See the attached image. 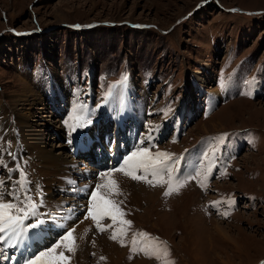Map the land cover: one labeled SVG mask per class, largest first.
<instances>
[{"label":"rangeland","instance_id":"374dc122","mask_svg":"<svg viewBox=\"0 0 264 264\" xmlns=\"http://www.w3.org/2000/svg\"><path fill=\"white\" fill-rule=\"evenodd\" d=\"M26 71H31L32 77L37 76L40 82L36 83L34 77L33 81L30 80L29 75L24 74ZM146 71L159 80L153 84L154 88L157 86L159 89L165 84V98L170 101L172 111L183 97L187 96L189 103L194 101L189 92L192 85L199 82L206 87H215L213 79L218 73L222 80L221 87L230 93L215 108L204 110L203 102L197 103L199 113L195 117L193 109H189L187 114L193 119L186 133L180 139L164 143L167 150L175 153L186 151L204 135L221 138L226 133L227 136L223 138L234 134L241 137L245 132L252 136L250 140L254 147L228 158L223 149L208 144V160H204L202 164L212 167L211 171L188 166L176 175L175 164H169L175 178L173 187L176 179L183 184L170 195L164 194L168 190L166 172L162 176L164 182H156L155 186L147 187L145 180L132 179L140 191L143 188V192L140 205L133 207L132 215L136 217L130 220L132 223L122 225L118 221L121 228L126 230L125 234L118 233L116 240L110 239L111 235L107 231L102 232V236L101 233L94 234L93 237L101 236L105 246L92 252L82 249L88 248L89 244L79 246L82 248H77L74 252L66 250L69 259L61 264H166L169 261L171 264H262L264 0H0V113L6 114V119L18 107L31 116V105L24 99L28 98L29 88L33 89L32 92L39 91L36 94L43 98L45 114L54 122L44 132L50 138L54 134L52 130H57L54 126L59 127L61 124L56 104L52 105L50 101V85L65 89L62 84H70L67 88L66 105L76 91L74 85L79 83L83 86L86 79L83 78L84 73L92 79L94 91L96 84H99V74L100 84L103 85L98 93V99L101 100L107 93L108 86L125 77L130 78L131 74L136 77L144 76ZM39 73L53 74L55 78L51 80L49 75L43 77ZM140 81L142 82L141 78ZM122 85H125L126 97L134 103L136 109V117L133 115L132 119L144 117L146 136V132L156 129L154 95L151 91L146 93L148 95L142 105L144 97L131 98L129 95L131 86L136 85ZM144 92L143 89V96ZM194 92L196 94L199 91L196 89ZM117 93L118 91L113 94L116 96ZM47 101L51 106L49 108ZM144 106L147 108L146 117ZM78 111L80 108H77ZM103 111L107 113V110ZM37 114H33L32 119L43 122ZM116 118L118 123L119 116ZM140 127H143L142 124ZM3 131L5 133L0 132V160L13 164L10 156L7 159L3 157L7 148L5 139L12 138L13 143L19 144L21 150L22 132L18 137L13 135V130L5 131L3 127ZM90 133L81 140H90ZM62 137L56 133V137L47 142L50 145L53 140L54 143L61 142L65 147L63 150L68 154L67 144ZM148 137L156 141L152 132ZM105 138L108 140V135ZM148 140L145 139L146 142ZM26 152L20 155V162L26 156L29 157L28 160H32L27 149ZM81 160L74 157V164L71 165V168L74 165L73 175L83 164L80 163ZM227 162L229 167L221 172ZM30 168L36 177L38 174L35 167L30 165ZM88 171L84 165L76 175L90 181L94 175ZM91 172L97 173L92 169ZM98 173L103 172L98 170ZM143 173L142 169L136 171L137 175H144ZM10 175L14 176L12 173ZM30 175L32 177L30 173L26 175L27 182L32 181ZM79 177L78 184H81ZM184 177L194 178L185 180ZM14 186L15 181L12 179L8 184L0 185V188ZM38 186L40 194L37 210L47 194L44 192L47 185L39 182ZM60 187L58 182V186L54 184L50 189L57 201L66 197L59 194ZM1 189L5 201L23 206L21 198H11L9 193ZM214 194L216 196H212ZM239 195L254 199H243L245 202L241 204L238 201ZM224 200L227 202L225 206L221 204ZM41 208L42 205L39 209ZM38 221L37 219L36 224ZM141 226L158 233V239L166 242L167 254L161 253L159 260L150 254L156 249L154 238L157 236L143 231ZM22 227L26 233L25 225ZM52 228L57 230L55 222L46 226L38 224L37 228L27 227L29 230L42 231L39 238L47 240L35 255L49 249V241L54 240L52 233L55 236L58 234L57 231L51 232ZM94 231L99 229L95 226ZM141 232L148 235L138 236ZM19 234L20 229L8 242L17 246ZM134 236H137V248L144 247L147 251L132 250ZM30 238L33 239V236L25 235L23 239L27 243ZM121 240L124 246H121ZM92 249H95L94 246ZM101 257L105 259L102 260Z\"/></svg>","mask_w":264,"mask_h":264},{"label":"bare ground","instance_id":"6f19581e","mask_svg":"<svg viewBox=\"0 0 264 264\" xmlns=\"http://www.w3.org/2000/svg\"><path fill=\"white\" fill-rule=\"evenodd\" d=\"M69 67H70V65H69ZM24 74H28L30 77V80H32V81H33V77H34L35 78L34 81L36 83L40 82L38 77H36L34 75L32 77L31 71H26ZM68 74H69V71L67 72V75ZM68 84L69 83L66 82L65 84H62V85L68 86ZM188 87L190 88V85H188ZM40 88H42L41 84H40ZM29 91L32 92L33 89L29 88ZM117 91H118V93L116 94V96H115V94H113L111 99L106 100L102 105H100L103 110H107L106 114H109V115H103V118L99 122L91 125L86 130L84 135L81 136V139L84 138L89 132H91L90 135L92 137H99L100 136L99 134L101 132V126L107 120L108 117H111L115 122H117L116 117L119 116V118H118L119 124H120V122L123 123L125 120H127L129 118L132 119L133 115L136 117V113H135L136 109L134 107V103L130 102V100H128V98L126 97L127 94H126V90H125V85H121ZM187 91H189V90L187 89ZM30 92H29L28 98L24 99V100H27L28 104L31 105V107L29 106V109H30L29 111L31 112V114L33 115L35 113L36 114L38 113L37 116L39 115V119L41 117L43 122L34 121L32 119V115L28 116L27 113L24 112V110L22 111L21 107L20 108L18 107V109H13L14 114H12V116L9 119H6V114L0 113V132L5 133L3 131V127H4L5 131L6 130L7 131L13 130V135H16L15 133L19 134L20 132H22L21 133L22 142H25L26 147H27L26 149L29 151V156L32 157V160H31L32 162L29 160L30 165L35 167V172H37V174H38L37 177L40 179V183L47 185L45 187V191H44L45 194L46 193L47 194L41 203L42 208L39 209L41 207V205H40L38 210L36 209V211H34L35 216L34 215L33 216L39 220V224H41V226L42 225L46 226L49 223L52 224V222H55V224H56L57 230H55V228H52L51 232L57 231L58 234H56L57 236H55V234L52 233L54 240L49 241L50 244L48 247L50 248V247H52L53 244H57V241H59V243L57 244V246L53 250V252L49 255L50 256H52V255L59 256L61 253H63V255L68 257V259H69V256L67 255V252H66V250H68V248L66 247L67 241H61L60 240V237L68 229H74L73 236L75 237V243L77 245L76 249L82 248L79 246H81L83 244H89L88 248H86L84 246L85 248H82V249L84 251L89 250L91 252L92 251H99L101 249V247L105 246V243L102 241V238H101L102 232L100 230L94 231L95 222L90 217L86 219L85 218L86 214L79 213L77 211L72 196H68L64 192V186L68 184V185H71L74 187H78L81 190V192L85 193L87 196H90V192L92 189L93 190L95 189L94 191H96V189H97L98 195L104 196L106 199H111L118 204V206L125 213V215L123 217V219H125V220H131L132 218L136 217V215H132V213H133L132 211H133V207L135 205H140V203H141V198H142L141 193L143 192V188L140 191L136 187L137 183L133 182V180L129 176L124 175L120 171L111 172L110 176L102 177L98 173V170H96V172H97L96 174L92 173L91 169H89L87 166H86L87 169H89L88 172H90L91 175H94V176L91 177L90 181L89 180L85 181L82 179V177H79L78 175H76V173H79L80 168L84 166L83 164L79 167V169L77 170L75 175H73L72 173H73V166L74 165L72 166V168H71V165L74 164V157L75 156L70 152L67 154L65 152V150H63L65 147L61 142H60V144L54 143V140H53V143H51V145L47 142V140L50 138L54 139L56 137V133L59 134L60 136H64V132L62 130L63 129L62 123L59 125V127L54 126L55 128H57V130L52 128L53 129L52 133H54V134H53V136H50V138H47L46 134L44 132L47 130L48 127L50 128L54 122H52L49 119L50 117L48 118V114H45L46 109H45V106L43 103L44 102L43 98L41 97V95L36 94V93H40V92L39 91L32 92V93H30ZM191 94L194 98V93H191ZM33 97H34V99H32ZM114 98H117V100L115 101ZM30 99H32V101ZM29 101H31V102H29ZM50 101H52V98L50 99ZM73 103H75V102L73 101ZM141 103H142V105H144V98L141 101ZM192 103H194L195 109H197L196 101L194 100ZM47 107L48 108L51 107L50 104L48 103V101H47ZM145 109H147V108L146 107L144 108V112L146 111ZM75 111L77 112V108L75 109ZM152 116H153V114H152ZM151 122H153V121H151ZM72 123H73V121H72ZM14 125H17L18 127L15 128ZM151 132H152V135L154 137L155 132H157V129H155V130L151 129V131H149V133L148 132L145 133V135L147 136V138L149 140L151 138L148 137V135ZM8 137H6V138H8ZM1 146H2V144H1ZM16 147L17 146L15 145L13 149H15ZM16 149H18V152H19V146ZM143 149H144L143 146H141L139 143H136V145H135L136 151L137 150L138 151L143 150ZM8 154H9L8 149L5 148V150L3 152V157H5L7 159L9 157ZM78 159L81 160L80 158H78ZM124 163H125V161L122 160V162L118 165L117 168H119L120 165H122ZM125 170H128L127 165L125 166ZM105 171L106 170H102L103 173H109V171H107V172H105ZM82 176H84V175H82ZM77 177H79L80 180L82 181L81 184H78ZM108 179H115L116 181H118L119 187L121 190L120 195H116V194L111 193L109 191V188L106 187ZM58 182L61 186L58 189L59 194L62 197L64 195H66V197L60 198L61 199L60 201H57L54 199L53 192L50 190V189H52V185L56 184L58 186ZM97 184L101 185V187L95 188V185H97ZM86 186H88V187L86 188ZM212 196H216V195L214 194ZM10 200H12V199H10ZM45 209H47V212H45ZM128 217L130 219H126ZM53 219L57 220V221H54ZM25 223H26V221H24V225H25ZM106 229H108V228H106ZM25 230L27 231L26 233L24 232L23 227L21 226L20 234H19V244L17 246L10 244L7 241L6 243L3 244V247H2L5 250H9L11 248H14L18 251H22V250L25 251L24 260L20 264H25V262L28 260L29 248L32 246H37V244H36L37 241L38 242L42 241L43 245H45L47 243V240H44L43 237L39 238V236H41V234H42V231H40V230L37 231V229L34 231L29 230V229H27L26 225H25ZM106 231L107 230L103 231V233H106ZM46 233H47V231H46ZM99 233H101L100 237L99 236L93 237L94 234L98 235ZM25 235H30V237L33 236V239L30 238L29 239L30 241H28L26 243V241L23 239ZM103 236H105V235H103ZM19 246H20V249H19ZM93 246L95 249H92ZM47 250H48V248L46 249L45 252H47ZM4 253L6 254V252H4ZM47 260H48V257H42L41 261L38 262V264H46Z\"/></svg>","mask_w":264,"mask_h":264},{"label":"snow or ice","instance_id":"6c2138e0","mask_svg":"<svg viewBox=\"0 0 264 264\" xmlns=\"http://www.w3.org/2000/svg\"><path fill=\"white\" fill-rule=\"evenodd\" d=\"M64 123L68 125V120H65ZM227 136V134H222L223 138ZM171 160L170 154L165 152H156L155 154L149 152L147 148H144L142 151H134L130 153L128 156L124 158L125 163L120 165L119 168H114L109 171V173H100L102 177L110 176L111 172L120 171L124 175L129 176L133 180H145V182L149 184H153V181L157 183H163L162 176L166 172L168 175V190L165 191V195H170L172 191H178L183 184L176 179L175 187H173V170L169 167V161ZM175 163V161H171ZM127 165L128 170H125V166ZM143 170L144 175H137L136 171ZM151 173L153 179L147 180V175ZM21 176H24V173L21 172ZM160 177V179H157ZM194 177H184L185 180L193 179ZM4 181L0 180V185H3ZM155 186V184H153ZM88 186H86L87 188ZM101 185H95V188H100ZM106 187L109 188L111 193L116 195L121 194V190L119 187L118 181L115 179H108ZM15 198V193H9ZM90 205L86 207V219L91 218L95 222V226L101 232L105 231L106 228L111 227V225L102 226L100 224V220L108 217L115 224L119 221L122 225L131 224L132 221L123 219L125 213L118 206L116 202L111 199H106L104 196L98 195L96 191L90 192ZM25 199L29 200L28 209H34L35 205L31 203L30 198L25 197ZM14 210V211H13ZM23 213V215H21ZM29 215H35L34 211L30 212L29 210L19 207L17 204H14L11 201L4 200V193L0 192V243H6L13 236L17 235L18 229L24 225V221L28 219ZM37 224L27 225V227H37ZM74 229H68L65 233L60 237L61 241H67L66 247L69 251L74 252L77 245L75 243V237L73 236ZM126 230L124 228H120L118 230H114L113 234L110 236V239L116 240L118 233L120 235L125 234ZM138 236H147L146 233H138ZM154 242L156 245V249L153 250L150 254L153 255L157 260L160 259L161 253L167 254V246L166 242L160 241L158 238H154ZM59 241H57V244ZM121 246H124V242L120 241ZM57 244H53L47 252H40L39 255H34L33 258L26 261L25 264H38L41 261L42 257H48L46 264H61V262L67 261L68 257L64 256L61 253L59 256H50L53 250L56 248ZM163 246V247H161ZM131 247L133 251H147L146 248L141 247L137 248V236H134L131 242ZM100 259H105V257H101ZM166 264H171V262H166ZM264 264V262H262Z\"/></svg>","mask_w":264,"mask_h":264}]
</instances>
